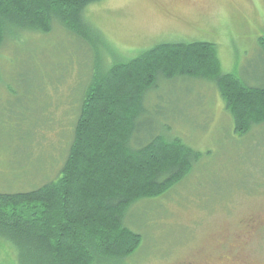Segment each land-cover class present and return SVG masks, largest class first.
Wrapping results in <instances>:
<instances>
[{
  "label": "rangeland",
  "instance_id": "obj_1",
  "mask_svg": "<svg viewBox=\"0 0 264 264\" xmlns=\"http://www.w3.org/2000/svg\"><path fill=\"white\" fill-rule=\"evenodd\" d=\"M85 16L109 50L58 24L47 34L18 33L0 50V193L58 179L70 123L98 66L161 44L204 42L217 46L223 74L264 86V0H102ZM161 84L143 125L201 157L168 195L127 214L143 242L125 264H264V125L239 136L213 84ZM251 217L259 222L246 230ZM0 264H18L9 244L0 243Z\"/></svg>",
  "mask_w": 264,
  "mask_h": 264
},
{
  "label": "trees",
  "instance_id": "obj_2",
  "mask_svg": "<svg viewBox=\"0 0 264 264\" xmlns=\"http://www.w3.org/2000/svg\"><path fill=\"white\" fill-rule=\"evenodd\" d=\"M100 1L0 0V50L18 33L47 34L57 24L109 50L84 19ZM89 76L58 179L29 192L0 193V243L12 247L18 264H125L139 250L143 238L125 217L177 188L201 157L180 139L143 125L148 99L161 83L213 84L239 136L264 125V86L223 74L215 44H161Z\"/></svg>",
  "mask_w": 264,
  "mask_h": 264
},
{
  "label": "flooded vegetation",
  "instance_id": "obj_3",
  "mask_svg": "<svg viewBox=\"0 0 264 264\" xmlns=\"http://www.w3.org/2000/svg\"><path fill=\"white\" fill-rule=\"evenodd\" d=\"M168 44H172V43H168ZM257 222H259V218L258 217H256V218H252L251 217V219L249 220L247 226L245 225L244 228L246 227V230L247 229L251 230L252 227H254V224H256ZM248 235H250V231H248L246 234L242 233L241 235H238L237 238H236L237 242L239 244L244 245L246 243L247 239L249 238ZM229 247H230V245H226V248H228V251H229ZM229 253H230V251H229Z\"/></svg>",
  "mask_w": 264,
  "mask_h": 264
}]
</instances>
